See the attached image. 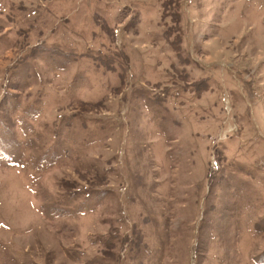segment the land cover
I'll return each mask as SVG.
<instances>
[{"label": "rangeland", "instance_id": "rangeland-1", "mask_svg": "<svg viewBox=\"0 0 264 264\" xmlns=\"http://www.w3.org/2000/svg\"><path fill=\"white\" fill-rule=\"evenodd\" d=\"M0 264H264V0H0Z\"/></svg>", "mask_w": 264, "mask_h": 264}, {"label": "trees", "instance_id": "trees-1", "mask_svg": "<svg viewBox=\"0 0 264 264\" xmlns=\"http://www.w3.org/2000/svg\"><path fill=\"white\" fill-rule=\"evenodd\" d=\"M172 49H173V51H175V53H178L180 51V46L177 44H174V46H172Z\"/></svg>", "mask_w": 264, "mask_h": 264}]
</instances>
